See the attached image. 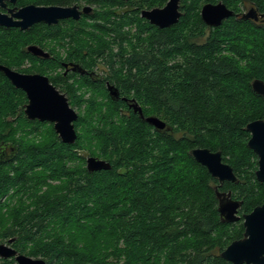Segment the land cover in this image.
Here are the masks:
<instances>
[{"label": "trees", "instance_id": "trees-1", "mask_svg": "<svg viewBox=\"0 0 264 264\" xmlns=\"http://www.w3.org/2000/svg\"><path fill=\"white\" fill-rule=\"evenodd\" d=\"M156 1L164 0L148 4ZM202 1L217 0H189L178 21L164 27L138 9L115 7L124 0H102L80 20L0 25V63L48 73L78 113L75 141L63 142L52 122L26 118L25 92L0 70V146L8 149L0 157V208L9 189L29 199L3 229L6 237L18 236L20 250L46 264H233L219 252L243 225L241 218L221 220L215 186L241 200V215L264 201L245 128L264 118V96L251 87L254 77L264 80V24L230 15L204 35ZM221 1L234 10L248 1L264 13V0ZM31 43L50 55L32 54ZM55 44L70 47L63 53ZM62 57L87 73L72 72L68 80L57 69ZM105 81L119 97L110 96ZM123 96L167 128H155L131 108L125 112ZM196 146L219 149L236 180L219 184L190 154ZM78 147L110 161V168L88 170Z\"/></svg>", "mask_w": 264, "mask_h": 264}, {"label": "water", "instance_id": "water-1", "mask_svg": "<svg viewBox=\"0 0 264 264\" xmlns=\"http://www.w3.org/2000/svg\"><path fill=\"white\" fill-rule=\"evenodd\" d=\"M7 1L11 3L17 0H0V25L16 26L26 29L32 24L43 21L45 23H56L59 19L73 17L77 18L81 11L88 12L89 5H84L81 9L76 4H36L26 3L22 5L14 4L7 6ZM179 0H167L163 6H155L142 9V16L146 17L150 23L159 27L169 26L175 23L181 12L178 9ZM5 8L6 10H1ZM200 14L202 19L209 25H219L222 20L230 15H238L229 8L223 1L205 2L201 6ZM261 15L264 13H260ZM241 17L257 18L256 9L249 8L241 13ZM26 49L34 55L49 56L37 44H28ZM75 69L82 71L78 63H74ZM0 70L6 75L9 81L17 88H21L26 95L27 101L24 103V113L29 119L52 122L53 129L63 142H74L77 131L74 121L78 113L69 103L67 95L60 91L46 74L41 72H24L0 63ZM106 86L111 97L119 96L117 87L106 81ZM252 89L264 96V80L254 77L251 80ZM130 105L134 111L152 124L155 128H167L166 122L155 114L144 115L141 106L132 98ZM245 128L250 136L247 145L257 154L256 178L264 182V118H255L248 121ZM4 146H0V157L4 155ZM190 154L194 159L205 165L208 172L217 178L219 184L224 180L235 181L236 175L232 166L223 161L219 149L212 150L206 146H196L190 149ZM86 168L88 170H98L110 168V161L96 155L85 157ZM215 193L218 199V212L221 220L234 221L240 218L237 213L241 200L233 198L230 191L219 190L215 186ZM243 234L241 237L230 241L220 252V256L233 264H264V201L254 206L249 212L242 214ZM12 240V238H10ZM15 255L18 264H46L42 257H33L24 253H17L16 250L0 242V256L9 257Z\"/></svg>", "mask_w": 264, "mask_h": 264}, {"label": "flooded vegetation", "instance_id": "flooded-vegetation-1", "mask_svg": "<svg viewBox=\"0 0 264 264\" xmlns=\"http://www.w3.org/2000/svg\"><path fill=\"white\" fill-rule=\"evenodd\" d=\"M150 1H152V0H124V4H123V6H120L119 4L118 5H115V7H117L118 9H121V11H134L135 12V9H138L139 10V15L140 16H142V14H141V10L142 9H148V8H152V7H155V6H163L165 3H166V1L167 0H164V1H156V2H154V3H151V4H148ZM189 0H179L178 1V9L180 10V12H181V14L184 12V8H185V6L187 7V5L189 4V3H187ZM217 1H219V0H217ZM205 2H212V1H202L201 3H200V6H199V9H198V13H199V15H200V17H201V14H200V10H201V6L205 3ZM213 2H216V1H213ZM14 4H17L16 2L15 3H11V2H9V1H7V6H13ZM71 4H76V5H78V8L79 9H81L84 5H89L90 6V10L88 11V12H83V11H81L80 12V14H79V16L77 17V18H73V17H67V18H62V19H59L57 22H60V21H63V20H65V19H69V18H72V19H74V20H80V19H82L83 17H84V14H88V13H91L92 11H93V9L94 8H98L99 7V5L100 4H103V2H102V0H80V1H77V2H73V3H71ZM17 5H19V4H17ZM251 7H253L252 6V4L250 3V2H248V1H244V3L241 5V7H239V9H237V10H234L235 12H237L238 13V15H235V14H233V15H235V16H237V17H241V13H243V12H246L249 8H251ZM229 8H231V7H229ZM255 8V7H254ZM232 9V8H231ZM256 9V8H255ZM1 10H6L5 8H1ZM256 13H257V18H254V17H248L247 19H251V20H253V21H255V22H257V23H260V24H264V14H260V13H262V12H260L258 9H256ZM181 16V15H180ZM143 18H145L146 20H148L146 17H144V16H142ZM87 19H90V18H87ZM201 19H202V17H201ZM149 21V20H148ZM178 21V20H177ZM202 21L204 22V35H206V34H208V32H209V29H210V27H211V25H209V24H207L203 19H202ZM45 23V22H44ZM46 24H51V23H46ZM153 24V23H152ZM174 24V23H173ZM156 25V24H155ZM216 26V25H215ZM203 35V36H204ZM38 45V44H37ZM39 46H41L45 51H50L47 47H45V46H42V45H39ZM50 55V54H49ZM37 56H41V55H37ZM44 57V56H43ZM60 61H62V65L60 66V67H57V69L58 70H60V69H62L61 70V72H62V75H65V76H68V80H71V77H69V75L72 73V72H77V73H81V74H84V73H87V71H86V69L85 68H83L81 65H80V63L79 62H77V61H72V60H68V59H64V57H62L61 59H60ZM74 63H78L79 65H80V68L82 69V71H79L78 69H75V68H73L74 67ZM24 72H26V71H24ZM29 72H39V71H29ZM41 73H43V72H41ZM95 71H91V75H93L94 77H96V75H95ZM43 74H46L48 77H49V75H48V73H43ZM90 74V73H89ZM98 77V76H97ZM49 79H50V77H49ZM50 81H51V79H50ZM52 82V81H51ZM53 83V82H52ZM54 84V83H53ZM60 91H62V92H64L65 94H66V92L65 91H63V90H61V88L57 85V84H54ZM105 85H106V81H105ZM120 95V94H119ZM119 97V96H118ZM123 97H125V96H123ZM124 100H125V102L127 103V106L126 107H120L121 109H123L125 112H127L128 111V109L129 108H131L132 109V111H134V109H133V106L132 105H130V103H131V100H129V99H125V98H123ZM26 101H27V98H26ZM25 101V102H26ZM24 102V103H25ZM134 112H137L138 113V111H134ZM159 129H161V128H159ZM4 155L6 154V153H8V149L6 148V150H4ZM220 190V189H219ZM224 191H227V190H224ZM238 210H239V207H238ZM237 213L240 215V218H241V222H242V225H243V218H242V215L237 211ZM239 218V219H240ZM239 219H237V220H239ZM243 230H244V226H243V229H242V232H241V235L239 236V237H241L242 236V234H243ZM239 237H237V238H239ZM10 238H12V240H10ZM236 239V238H235ZM17 240H18V236L17 235H12V236H7L6 238H5V240H0V242H2V243H5V244H7V245H9V246H11V247H13L15 250H16V254L17 253H24V254H26V255H29V256H32V255H30V254H28V253H26V252H24V251H22V250H20L19 248H18V245H17ZM1 257V256H0ZM34 257V256H33ZM1 258H5V259H7V264H18V262H17V260H16V258H15V255H12V256H9V257H1Z\"/></svg>", "mask_w": 264, "mask_h": 264}, {"label": "rangeland", "instance_id": "rangeland-1", "mask_svg": "<svg viewBox=\"0 0 264 264\" xmlns=\"http://www.w3.org/2000/svg\"><path fill=\"white\" fill-rule=\"evenodd\" d=\"M127 27H129V25ZM132 27H133L132 29H134V28H136V25L132 24ZM89 37L90 36L88 35L87 41H91V40H89L90 39ZM91 39L95 40L94 38H91ZM55 45L57 46L58 50L63 52V53L67 50V47H68V49L70 47V46H68V44H62V45L55 44ZM97 65H98L99 71H105V67H104L103 63H101V61H99V63ZM72 107H74L77 111V107L75 105H72ZM27 127H29V126H27ZM47 128H48V125H46V124L41 125L39 127L40 134H37V139L41 138V134H43V132L46 131ZM18 132H19V129L17 130V133ZM30 138H32V137L29 135H27L25 137V139H30ZM78 150H79L78 152L80 154H82L84 157H86L87 155H90L88 150L84 147L83 148L78 147ZM91 155H93V154H91ZM85 166H86V163H85ZM51 182L56 183L58 181L53 180ZM1 199H3V201L1 202L2 207L0 208V240H5L6 236H4V234H3V229L7 225H9L11 223V221L14 219V214L12 212L13 211L15 212V208H17V207H18V209L20 207L25 208V206H24L25 204L23 205V202H28L29 199L23 197L22 195H20V193L15 192L13 189H9L8 192L6 194H4ZM0 264H2V263L0 262ZM113 264H116V263H113Z\"/></svg>", "mask_w": 264, "mask_h": 264}, {"label": "bare ground", "instance_id": "bare-ground-1", "mask_svg": "<svg viewBox=\"0 0 264 264\" xmlns=\"http://www.w3.org/2000/svg\"><path fill=\"white\" fill-rule=\"evenodd\" d=\"M27 118V117H26Z\"/></svg>", "mask_w": 264, "mask_h": 264}]
</instances>
